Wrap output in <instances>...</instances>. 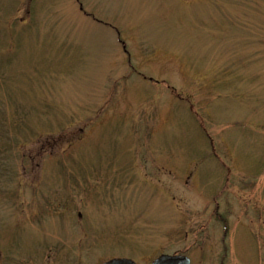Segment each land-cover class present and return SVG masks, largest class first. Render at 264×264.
Listing matches in <instances>:
<instances>
[{"label":"rangeland","instance_id":"obj_1","mask_svg":"<svg viewBox=\"0 0 264 264\" xmlns=\"http://www.w3.org/2000/svg\"><path fill=\"white\" fill-rule=\"evenodd\" d=\"M264 264V0H0V264Z\"/></svg>","mask_w":264,"mask_h":264},{"label":"water","instance_id":"obj_2","mask_svg":"<svg viewBox=\"0 0 264 264\" xmlns=\"http://www.w3.org/2000/svg\"><path fill=\"white\" fill-rule=\"evenodd\" d=\"M102 264H138L135 260L125 257L111 258ZM151 264H191V259L184 254H162L155 258Z\"/></svg>","mask_w":264,"mask_h":264}]
</instances>
